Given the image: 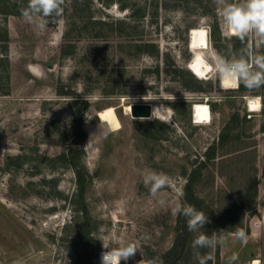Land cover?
<instances>
[{
  "label": "rangeland",
  "instance_id": "obj_1",
  "mask_svg": "<svg viewBox=\"0 0 264 264\" xmlns=\"http://www.w3.org/2000/svg\"><path fill=\"white\" fill-rule=\"evenodd\" d=\"M202 26L207 49L227 55L244 47L223 30L214 0H66L59 20L40 34L21 15L0 12V264L17 257L25 264H100L102 242L113 233L148 237L121 264L163 260L182 215L150 196L140 176L145 168L172 177L169 202L179 192L191 205L194 195V206L210 218L258 179L254 208L216 227L211 220L204 231L223 230L225 239L207 264L255 257L264 264V88L226 90L189 72L190 30ZM250 97H260L259 110H251ZM144 102L173 109L172 123L126 113L125 105ZM196 102L210 104V123L194 122ZM111 105L118 130L98 116ZM71 148L82 149L83 195L76 168L60 157ZM236 228L248 235L246 245L230 235ZM193 235L177 264H197Z\"/></svg>",
  "mask_w": 264,
  "mask_h": 264
},
{
  "label": "clouds",
  "instance_id": "obj_2",
  "mask_svg": "<svg viewBox=\"0 0 264 264\" xmlns=\"http://www.w3.org/2000/svg\"><path fill=\"white\" fill-rule=\"evenodd\" d=\"M214 3L222 18L223 30L230 37L239 40L244 47L239 51L230 49L226 55L215 49H205V43L201 41L200 50L194 51L185 63V68L197 79L218 80L220 86L226 90H236L243 86L252 92L264 88V0H214ZM65 4L66 0H28L27 5L21 8L20 12L24 20L37 30V34H40L47 27L50 18L62 16ZM199 35L201 37L207 35L206 27H201ZM144 97L142 99L148 101ZM250 99L256 100L260 97H250ZM174 115L173 109L161 104L152 108L149 117L139 119L141 121L158 119L161 123L170 124ZM107 133L108 130L105 129L103 134L107 135ZM140 176L150 196L160 207H170L173 215L185 217L188 231L194 234L190 244L193 257L197 264H207L213 258L209 253L225 243L223 230L214 231L211 235L206 234L204 226L210 222L208 216L193 205L183 202L182 193L178 192L176 199L171 202L165 198V190L173 183L172 177L168 174L145 168L140 171ZM230 235L243 245L248 243V235L242 228H236ZM147 238L146 235H141L135 240H129L113 233L109 243L102 242L105 251L101 252L100 264L127 262L140 252V242ZM201 250L206 251L202 253ZM12 264H25V260L17 257L13 259ZM137 264H163V261L159 257L147 260L143 257L137 261Z\"/></svg>",
  "mask_w": 264,
  "mask_h": 264
},
{
  "label": "trees",
  "instance_id": "obj_3",
  "mask_svg": "<svg viewBox=\"0 0 264 264\" xmlns=\"http://www.w3.org/2000/svg\"><path fill=\"white\" fill-rule=\"evenodd\" d=\"M27 2H28V0H0V12L4 13L6 15H8V14L21 15L20 10H21V8H23L27 5ZM59 18H50L49 21L57 22L59 20ZM216 33H217V28H213L212 35L215 39H217ZM83 107H85V106H83ZM80 110L81 109H79V112H77V114L80 113L82 116V114L84 112V108L81 111ZM75 119H77V116ZM81 151H82V149H80V148H71L68 153L65 152L60 157L63 161L70 163L71 165H73V167L76 168V170H77V172H76L77 173V181L79 184V194L83 195V193L86 189L87 177H86L85 172L82 169H80V167L77 164V159H78L79 153ZM194 173L191 176V183L188 184V187L190 185L189 190L191 189L192 181H194L193 180L194 179ZM258 184H259L258 179H253L250 182L246 192L239 197L238 201L234 202L231 205V207L226 208L225 210H222L217 215L211 216V218H210V216H208L206 213H204V214L206 216H208L210 222L212 220L213 226L216 227V226L222 225L221 223L224 222V220H226L228 217L237 215V213H240V212L243 213V212L247 211L248 209L254 208V201L258 195ZM189 201H190L191 205H193V206L195 205L194 204L195 203L194 195L190 196ZM194 207L196 208V206H194ZM197 210H199V209H197ZM180 223L182 226H180L181 230L179 229V231H180L179 235L177 236L174 245L170 248V250L163 257V260H162L163 264H177V262L180 259H182L183 255L187 249V245L189 243V239H190V236L192 233L189 232L187 229L186 219L184 216L180 217ZM229 231H232V230H230V228H229Z\"/></svg>",
  "mask_w": 264,
  "mask_h": 264
},
{
  "label": "bare ground",
  "instance_id": "obj_4",
  "mask_svg": "<svg viewBox=\"0 0 264 264\" xmlns=\"http://www.w3.org/2000/svg\"><path fill=\"white\" fill-rule=\"evenodd\" d=\"M200 29L201 27H192V29L190 30V48L193 51L200 50L199 45L201 41H204L205 49H207L210 45L208 29L206 28L207 35L205 37H201L199 35ZM249 100H250L249 105L251 110L256 111L260 109L262 105L260 99L252 100L249 98ZM125 106H126L125 107L126 113L131 114V110H132L131 104H127ZM154 106L155 105H153V107ZM98 116L101 118V120L106 122L112 130H118L122 126L120 117L114 105L107 106L99 110ZM193 117H194V122L196 123H201V124L210 123L212 121V112L210 105L205 102H196L193 106ZM99 263H100V258H99ZM245 264H261V260L260 258L255 257L253 260Z\"/></svg>",
  "mask_w": 264,
  "mask_h": 264
},
{
  "label": "water",
  "instance_id": "obj_5",
  "mask_svg": "<svg viewBox=\"0 0 264 264\" xmlns=\"http://www.w3.org/2000/svg\"><path fill=\"white\" fill-rule=\"evenodd\" d=\"M131 106V114L135 117H149L153 108V104L150 102L132 103Z\"/></svg>",
  "mask_w": 264,
  "mask_h": 264
},
{
  "label": "crops",
  "instance_id": "obj_6",
  "mask_svg": "<svg viewBox=\"0 0 264 264\" xmlns=\"http://www.w3.org/2000/svg\"><path fill=\"white\" fill-rule=\"evenodd\" d=\"M252 229H253V226H252ZM258 258H259V257H258ZM253 259H254V258H253ZM253 259H252V260H253ZM260 260H261V259H260ZM250 261H251V260H250ZM247 262H249V261H246L245 263H247ZM262 262H263V261L261 260V264H262Z\"/></svg>",
  "mask_w": 264,
  "mask_h": 264
},
{
  "label": "built area",
  "instance_id": "obj_7",
  "mask_svg": "<svg viewBox=\"0 0 264 264\" xmlns=\"http://www.w3.org/2000/svg\"><path fill=\"white\" fill-rule=\"evenodd\" d=\"M208 101V100H207ZM210 105V104H209ZM245 264V263H244Z\"/></svg>",
  "mask_w": 264,
  "mask_h": 264
}]
</instances>
